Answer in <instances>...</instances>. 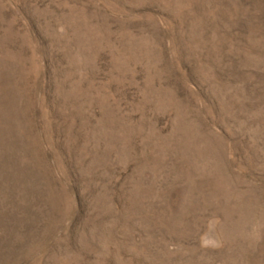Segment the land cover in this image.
Returning a JSON list of instances; mask_svg holds the SVG:
<instances>
[{
  "label": "rangeland",
  "instance_id": "374dc122",
  "mask_svg": "<svg viewBox=\"0 0 264 264\" xmlns=\"http://www.w3.org/2000/svg\"><path fill=\"white\" fill-rule=\"evenodd\" d=\"M0 264H264V0H0Z\"/></svg>",
  "mask_w": 264,
  "mask_h": 264
}]
</instances>
